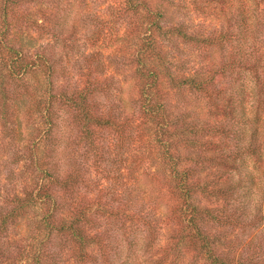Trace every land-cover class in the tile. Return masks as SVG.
<instances>
[{
  "label": "trees",
  "instance_id": "1",
  "mask_svg": "<svg viewBox=\"0 0 264 264\" xmlns=\"http://www.w3.org/2000/svg\"><path fill=\"white\" fill-rule=\"evenodd\" d=\"M0 135V264H264V0H0Z\"/></svg>",
  "mask_w": 264,
  "mask_h": 264
},
{
  "label": "rangeland",
  "instance_id": "2",
  "mask_svg": "<svg viewBox=\"0 0 264 264\" xmlns=\"http://www.w3.org/2000/svg\"><path fill=\"white\" fill-rule=\"evenodd\" d=\"M101 11H100V16L101 18H106L107 17V12L104 10L103 7H101ZM196 15L192 14V15H189L188 19H193L195 18ZM188 54H186L185 56H183L182 58H180V62H184L186 64V62H189V58H188ZM76 60H78V58H74ZM80 59V58H79ZM189 63H187L188 65ZM123 96L126 98V100L132 98L134 95H135V91L131 88V84L128 83L126 84V86H123ZM1 137V135H0ZM4 146L1 145L0 143V156L1 155H4V150H3ZM5 168V164H2L1 165V162H0V170L4 169ZM8 174V171L7 169L4 170V173L3 175H0V189L3 187L4 185V178L7 176ZM141 181L139 182V187H140V191L144 194V195H150V194H154L156 192L153 191L151 188H155L153 187V185H149V179L148 177H140L139 178ZM189 259H186V261H188Z\"/></svg>",
  "mask_w": 264,
  "mask_h": 264
}]
</instances>
